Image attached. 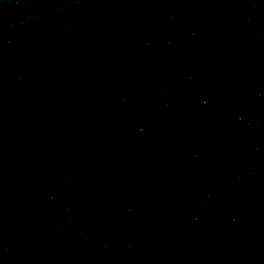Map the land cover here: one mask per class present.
<instances>
[{
	"label": "water",
	"instance_id": "1",
	"mask_svg": "<svg viewBox=\"0 0 264 264\" xmlns=\"http://www.w3.org/2000/svg\"><path fill=\"white\" fill-rule=\"evenodd\" d=\"M0 264H264V0H0Z\"/></svg>",
	"mask_w": 264,
	"mask_h": 264
}]
</instances>
